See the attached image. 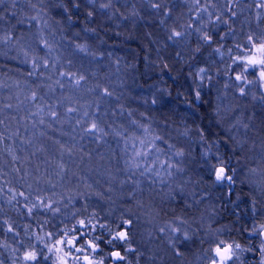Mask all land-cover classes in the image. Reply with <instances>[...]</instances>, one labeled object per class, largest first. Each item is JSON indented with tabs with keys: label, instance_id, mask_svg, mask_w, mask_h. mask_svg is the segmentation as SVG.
<instances>
[{
	"label": "rangeland",
	"instance_id": "obj_1",
	"mask_svg": "<svg viewBox=\"0 0 264 264\" xmlns=\"http://www.w3.org/2000/svg\"><path fill=\"white\" fill-rule=\"evenodd\" d=\"M22 1L24 0H16V4ZM258 2L259 0H239L237 4L235 0H200L197 4L196 0H130L128 4L132 9L130 15L132 21L134 20L138 25L139 20L144 19L143 28L146 29L144 35L147 38L151 41L152 38L155 41H164L173 49L174 58H178L185 50H191L192 58L207 65L202 68L200 66L191 68V71L195 75L194 81L197 85L195 88L204 87L213 96L214 125L220 130L223 129L224 134L230 138L232 162L228 166L224 165L229 170H235V183L232 184L228 181L216 182L213 166H218L221 161L216 152H213L214 147L206 144L197 123L193 124L191 118L184 123L185 125L183 124L185 127L158 125L149 116L144 115L146 112L144 106L140 111L131 112V118L127 120L123 117H116L113 120L106 116L102 120L94 119L99 110H103L102 113L105 115L110 112L109 103L117 110L115 97L122 91L115 93L123 84H127V87L132 86L129 80L132 78L130 72L125 74L127 72L119 68V65L111 59V55L115 53L114 49L110 50L104 45H99L97 40L82 33H72L65 39L57 32L58 27H50L45 21L32 19L34 16L28 18L23 15L22 19L15 16L18 24L16 28H24L28 31L30 22L34 29H32L34 37L31 35L32 38H29L30 49L39 48L41 51L45 50L46 54L51 51L52 65L56 64L60 57L62 63L73 65L70 67L71 72L86 77L81 84L87 83V90L82 93L89 100L87 109L92 112L87 111L88 116L82 113L85 121L77 125L81 130L77 143L83 141L82 143H85L84 145L95 154L93 158L80 156L83 163H87L84 164L85 167L89 169V171L84 170L87 174L84 175L86 179L84 178L83 181L86 186L93 188L91 193L86 194L88 197L84 198L87 201L88 199L95 201L94 205L99 208H97L99 216L94 217L93 212L87 215L84 220L86 227H81L79 222L74 220L73 212L57 215L52 208H44L41 215L51 224V229L52 227L54 229L49 232L36 227L33 237L29 238V244L20 249L17 257L23 264L22 257L26 250H37L40 256L39 264H53L57 256L66 259L68 264H85L83 260L85 255H90L96 260L102 259L105 264V259L98 256L99 248L92 253L87 242L100 243V236L103 234L100 223L102 215L118 201L119 203L123 201V204L129 203L127 208L133 222L129 239L125 242L113 240L115 233L109 236L108 241H104V245L109 246V241H112L115 245L123 247L125 260L121 261L122 264H209L214 258L217 245H220L221 241L224 245L231 242V232L227 225L222 223L217 205L226 200L230 189L235 185L244 187L249 195L248 203L251 206L253 224L246 238L258 239L260 257L257 264L264 260V254L260 251L263 245L260 241L261 225H264V147L256 142L250 144V140L245 141L250 128L246 120L248 112L253 110L256 104L264 102V81L260 80L258 74L253 75L251 70L243 73V76L247 77V82L235 79L244 67L239 58L249 55L246 47L248 35L264 32V26L262 27L264 8H257ZM102 3L104 0H100V5ZM152 3H158L160 8H153ZM11 4L12 0H5V4L2 5V15H7L5 13L11 8ZM204 8H207L206 12L203 11ZM105 9L103 8V11ZM233 12H235L234 16ZM258 13L261 16L259 21ZM25 21H28L27 28L22 25ZM0 26L3 28L2 25ZM47 30H50L48 35L44 34ZM173 30L183 32L185 35L178 42L176 38L169 41L167 37ZM3 33L4 31H0L1 35ZM204 33L211 35L210 44L201 39ZM43 41H47L49 47H44ZM77 44L85 46L89 54L85 55L77 51ZM54 45L62 46L60 53H57ZM14 53L15 58L20 60L15 50ZM151 57L147 61V76H155L158 81L165 64L158 67L155 65L154 56ZM22 60L31 62L32 65L35 61L42 67L44 63L36 56L33 58L25 56ZM200 69H204V72L201 73ZM33 73L35 74L36 70ZM59 73L60 71L56 72L52 68V72L47 73L46 78L34 77V74L31 76L35 81H48L57 91L65 90L72 93L82 87L83 84L79 88L70 87L67 79L60 77ZM123 74L129 79L122 78ZM56 80L64 84L63 88L60 87L61 90L58 87L60 85L55 83ZM40 85L41 82L36 83V89H40ZM113 87H117V90L114 91ZM241 87L244 88V95L240 94ZM105 88L112 93L111 96L103 95ZM54 93L57 94L56 91ZM148 93L158 103H162L161 101L165 99V93L160 90L158 84L151 85ZM118 97L120 105L123 101L120 100L121 96ZM149 103L147 107L153 111L152 100ZM121 106V110L117 111L123 114L126 109ZM68 114L71 115L69 112L65 115ZM92 120L104 130L95 137L84 132V128L90 126ZM59 126L64 128L62 125ZM145 128L148 129L147 133L144 132ZM157 136L161 139L156 140ZM141 140L145 141L143 148L140 145ZM149 148L152 150L147 157L135 156L137 151L143 152ZM157 148L160 149L159 152L156 151ZM176 152H182L183 155L176 156ZM73 156L69 157L74 159ZM75 157L80 160L79 153ZM162 162H166L164 168H161ZM137 163L139 167H136ZM167 163L175 165L168 170L172 173L171 176L165 171ZM76 165L72 166L74 171L69 170L67 174L76 176ZM146 168L150 171L144 172ZM177 168L181 170L177 171ZM60 169L62 170V167ZM251 169L256 171L252 172ZM156 171H159V176L155 175ZM141 172L144 174L141 175ZM229 174H232L231 171ZM223 186L228 188L227 194L219 197L217 189ZM84 198L81 197L80 202H83ZM20 207L17 205V208ZM71 209L73 208H69ZM173 228H179V232H173ZM96 237L99 239L96 240ZM73 238L76 239L77 247L82 246L85 249L84 252H76L75 248L67 244V241ZM60 239H63L65 244L56 245V241ZM80 239L83 242H80ZM54 245L61 251L57 253L53 249L50 252L49 249ZM177 250L181 255L175 254ZM246 250L237 251L238 259L234 258L228 264H243L244 259L248 257ZM8 252L16 256L11 249H8ZM43 256H48L49 259L44 260ZM76 257L80 259L76 260ZM115 261L112 258L111 264L116 263Z\"/></svg>",
	"mask_w": 264,
	"mask_h": 264
},
{
	"label": "trees",
	"instance_id": "obj_2",
	"mask_svg": "<svg viewBox=\"0 0 264 264\" xmlns=\"http://www.w3.org/2000/svg\"><path fill=\"white\" fill-rule=\"evenodd\" d=\"M105 2L108 3L109 0H104ZM76 4L80 7H75ZM128 4L130 0H111L110 6L103 11L100 0H91V2L90 0H24L16 4L14 11L15 16L21 19L23 15L28 18L34 16L35 20L45 21L50 27H58L57 32L65 39L72 33H82L97 40L99 45H104L110 50L114 49L115 53L111 55L112 61L124 72L126 71L125 74L130 72L132 76L131 79L125 74L122 77L130 80L131 87L129 85L127 87V84H121L122 88L119 90L113 87L114 91L117 90L115 94L122 91L118 95L121 96L120 100L123 103L119 105L118 95L115 97L117 110H121V105L126 110L121 114L109 103L110 114L106 112L108 115H105L102 113L103 110L98 109L94 119L102 120L106 116L113 120L116 117L127 120L131 118V112L140 111L144 106H146L144 115L149 116L158 125L184 126V123L191 118L193 124L197 123L206 144L214 147L213 152H216L220 161L228 166L232 162L230 138L224 134L223 129L220 130L214 125L213 96L204 87L195 88V75L191 71V68L199 66L202 68L207 65L192 58L191 50H185L178 58H174L173 49L164 41H155L153 38L151 41L147 38L144 35L146 30L143 28L144 19H140L138 25L134 20L132 21L130 18L132 9ZM89 11L93 13L91 17L87 15ZM2 13V5H0V15ZM5 14H7L5 18L0 20L2 21L0 25L3 27L0 26V31H4L2 35L0 34V38L6 33H11L13 38L7 43L0 40V121H3L0 123V137H2L0 139V245H2L0 264H23L17 257L20 249L29 244V238L33 237L36 227L49 232L54 229L53 227L51 229V224L41 215L44 209L41 201L51 206L55 205L51 208L57 215L73 212L74 220L78 222L85 220L92 212L95 213L94 217L99 216L98 206L94 205L95 201L92 202L90 199L87 201L84 198L88 197L86 194L91 193L93 188L86 186L83 181L89 169L85 167L84 164L87 163H83L80 156L93 158L95 154L84 145L85 143H82L83 141L77 143L81 135L77 120L84 122L85 117L82 113L91 111L87 109L89 100L82 93L87 90V83H82L80 89L70 93L61 90L60 86L58 87L61 91H57L48 81H35L34 77L46 78L47 73L52 72V68L56 72H67L72 71L70 67L73 65L62 63L59 57V61H56L53 67L51 51L46 54L45 50L41 51L39 48L30 49L29 38H32L31 35L34 37V29L30 22L28 31L24 28L19 29L16 28L18 24L15 16L9 15L8 12ZM27 23L28 21H25L22 25L26 27ZM49 32L50 30L44 31V34L48 35ZM149 46L154 50L155 65L160 67L165 64L158 81L155 76H147L149 59L146 50ZM55 48L57 53L62 50V46ZM14 50L17 55L19 54L20 60L15 58ZM25 56L31 58L36 56L42 62L47 60L49 69L39 66L36 73H33L34 77L28 76L29 72L34 70L31 62L22 60ZM38 82H41L40 89H36ZM156 84L165 93L162 103H158L148 93L150 86ZM33 92L37 95L36 101L30 99ZM197 92L200 94V99H196ZM151 100L152 103L153 100L156 101L153 103V111L147 107ZM66 107H74L77 111L66 116ZM50 111L57 113L55 119L49 114ZM246 120L250 128L245 141L250 140V144L256 142L264 147V102L256 104L255 108L248 112ZM78 153L80 160L75 159ZM69 156H73L74 159ZM77 161L81 163L78 164ZM74 165L77 175L67 174L69 170L74 171L72 167ZM85 169L87 170L84 173ZM227 189L226 186L219 187L217 195L226 196ZM21 192L24 193L23 196L20 195ZM248 196L244 187L233 186L226 200L217 205L218 214L222 223L226 224L231 232L229 244L236 243L241 248L247 249L248 257L244 259L243 264H257L260 257L258 253L260 242L256 238H246L253 224ZM81 197L84 198L82 203ZM118 203L119 201L115 206L110 207L100 221L104 227L98 244V256L105 259V264L113 263L111 252L120 251L121 255H124V251L123 247L115 245L112 241L109 246L104 245V241H108L110 235L122 230L121 226L125 220H132L127 208L129 203L123 204V201ZM17 205L21 206L22 211ZM29 208H32L31 213H28ZM69 208L73 209L69 210ZM10 226L11 232L8 231ZM80 242H83L82 239ZM8 249H11L16 256L9 254Z\"/></svg>",
	"mask_w": 264,
	"mask_h": 264
},
{
	"label": "snow or ice",
	"instance_id": "obj_3",
	"mask_svg": "<svg viewBox=\"0 0 264 264\" xmlns=\"http://www.w3.org/2000/svg\"><path fill=\"white\" fill-rule=\"evenodd\" d=\"M90 2H91V0H90ZM199 2H200V0H196L197 4H199ZM235 2L238 4L239 0H235ZM110 3H111V0H109L108 3H102L100 5V7L101 8H107L110 6ZM3 4H5V0H0V5H3ZM151 6L153 8H156V9L160 8V5L158 3H152ZM75 7L79 8L80 5L76 4ZM256 7L257 8H264V0H259V2L256 3ZM15 8H16V0H12L11 8L8 10V14L11 16H15L16 15V13L14 11ZM65 11H67V9H65ZM203 11L206 12L207 8H204ZM87 15L89 17H91L93 15V13L91 11H89L87 13ZM209 15L211 16V14H209ZM232 15L234 16L235 12H233ZM4 18H5L4 15H0V20H3ZM32 19H35V17H32ZM217 19H219V17H217ZM260 19H261V16L258 13L257 14V20L259 21ZM224 23H227V21H224ZM189 26H191V25H189ZM196 31H200V29H196ZM184 35H185V33H183V32L173 30L171 35H169L167 37V39L169 41H172L174 38H176V42H178L179 39L181 37H183ZM12 38L13 37H12L11 33H6L2 38H0V40H2V42H4V43H7ZM201 39H203L206 43H209V44L212 41V37L208 33H204L201 36ZM43 46L49 47L47 41H43ZM246 47H247V50L249 52V55L246 57H243V58H239L241 64H243L244 67L242 69L241 74L236 75L235 79L237 81L243 80V81L247 82V77L243 76V73L249 72L251 70L253 75L258 74L260 80L264 81V32H262V33H250L248 35V38H247ZM49 50H51V49L49 48ZM76 50L81 52V53H84L85 55L89 54L87 48L83 45H80V44L76 45ZM217 51H219V49H217ZM69 63H71V61H69ZM38 67H39V65H37L34 61L33 62V70L34 71L37 70ZM43 67L44 68L48 67V61L47 60L44 61ZM53 67H55V65H53ZM200 72L203 73L204 69H200ZM29 75L30 76L33 75V72H29ZM59 75H60V77H64L67 79L70 87H75V88H79L81 86V82L86 79V77L83 74H77V73L71 72V71H67V72L61 71L59 73ZM49 79H51V77H49ZM55 83L59 84L61 88L64 87V84L60 80H56ZM240 94L241 95L245 94L243 87L240 88ZM103 95L111 96L112 93L107 88H105L103 90ZM30 99L32 101L37 100V95L35 92L32 93ZM196 99H200L199 92L196 93ZM153 103H156V101L153 100ZM7 107H12V105H7ZM75 111H77V109L74 107H68L67 108V112H69V113H72ZM49 114L51 115V117L53 119H55L57 117V113L55 111H50ZM84 115L88 116V113L85 112ZM0 123H3V121H0ZM41 123H43V120H41ZM81 123H82V121L77 120V125H80ZM103 131L104 130L98 126V124L95 120H92L90 126L84 128L85 134L93 135L94 137L97 136L99 133H102ZM147 131H148V129L145 128L144 132L147 133ZM0 139H2V137H0ZM155 139L159 140V139H161V137L157 136V137H155ZM140 145L142 148L145 147V141L141 140ZM133 147L135 148V145H133ZM169 147H172V146L169 145ZM151 150L152 149L149 148L147 151H143V152L137 151L135 153V156L147 157ZM156 151L159 152L160 149L157 148ZM175 155L176 156H182L183 153L182 152H176ZM169 160H171V157H169ZM129 162H131V161H129ZM153 163H155V162H153ZM165 163L166 162L161 163V168H164ZM136 167H139L138 163L136 164ZM173 167H175L174 164L167 163V168L165 169V171H167V174L169 176H171L172 173L168 170L173 168ZM213 167L215 168L214 176H215L216 182L223 183L224 181H228L230 184L235 183V180H234L235 170L234 169L233 170L227 169L225 167L223 161H221L218 166L214 165ZM180 170H181L180 168H177V171H180ZM148 171H150V169H147V168L144 169V172H148ZM229 171H231L232 174H229ZM251 171L255 172L256 169H251ZM144 172H141V175H143ZM155 175L159 176L160 175L159 171H156ZM20 195L23 196L24 193L21 192ZM25 199H27V197H25ZM40 203L44 208H51L52 207L50 204H45L43 201H41ZM33 207H36V205H33ZM28 211L31 213L32 208H29ZM79 224L81 227H86L84 220H80ZM132 224H133V222L131 219L125 220L123 222V225L121 226L122 230L116 232V234L113 236V240H119L121 242L127 241L129 239V231L132 227ZM101 227H104V225H101ZM8 231L9 232L12 231L11 226L8 228ZM73 231H75V229H73ZM161 231H164V229H161ZM172 231L173 232H179V228H173ZM260 234L264 235V225H261V233ZM49 236H51V234H49ZM95 239L98 240L99 237H96ZM185 239H187L186 235H185ZM109 243H111V241H109ZM63 244H65V241L63 239L56 241V245H63ZM67 244L70 247L75 248L76 252H84L85 251V249L82 246L81 247L76 246V239L75 238L69 239L67 241ZM87 244H88V248H90L92 250V253H95L97 251V249L99 248V245L97 243H95V241H88ZM221 245H223V246H221ZM0 246H2V245H0ZM53 249L57 253L61 251V249L56 247L55 245L53 246V248H50L49 251L52 252ZM129 250L134 251V249H129ZM214 251H215V256L218 257L219 259L217 260L216 258H213L212 264H228V262L233 260L234 258L238 259L237 251H243V249H241V246L239 244L224 245V242L221 241L220 245H217V247L215 248ZM260 251L262 254H264V245L261 246ZM175 254L177 256H179V255H181V252L179 250H177ZM65 255H70V253H65ZM110 255L113 258V260H116V261H124L125 260V256L121 255L120 251H113ZM43 259L48 260L49 257L43 256ZM75 259L79 260L80 257H76ZM22 260H23L24 264H39L40 256L38 255L37 250H26L23 254ZM83 260H84L85 264H103L102 259L96 260L94 257H92L90 255H85L83 257ZM53 264H68V261L61 256H57V259H56V261L53 262ZM260 264H264V260H262L260 262Z\"/></svg>",
	"mask_w": 264,
	"mask_h": 264
},
{
	"label": "bare ground",
	"instance_id": "obj_4",
	"mask_svg": "<svg viewBox=\"0 0 264 264\" xmlns=\"http://www.w3.org/2000/svg\"><path fill=\"white\" fill-rule=\"evenodd\" d=\"M154 54V50L151 48L150 49V46L148 47V50H146V55L148 56V59H150L151 56H153ZM137 56V55H136ZM152 58V57H151ZM154 59V57H153ZM159 67V66H158Z\"/></svg>",
	"mask_w": 264,
	"mask_h": 264
},
{
	"label": "water",
	"instance_id": "obj_5",
	"mask_svg": "<svg viewBox=\"0 0 264 264\" xmlns=\"http://www.w3.org/2000/svg\"><path fill=\"white\" fill-rule=\"evenodd\" d=\"M260 241L264 245V235L260 234ZM214 258H216L217 260L219 259L218 257L215 256V252H214Z\"/></svg>",
	"mask_w": 264,
	"mask_h": 264
},
{
	"label": "flooded vegetation",
	"instance_id": "obj_6",
	"mask_svg": "<svg viewBox=\"0 0 264 264\" xmlns=\"http://www.w3.org/2000/svg\"><path fill=\"white\" fill-rule=\"evenodd\" d=\"M118 263H121V261L119 262V261H117ZM246 263V262H245ZM209 264H212V262H210Z\"/></svg>",
	"mask_w": 264,
	"mask_h": 264
}]
</instances>
